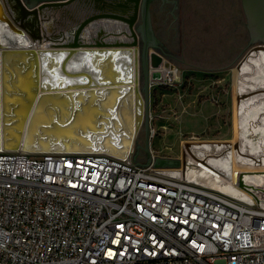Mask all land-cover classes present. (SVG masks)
<instances>
[{"label": "built area", "instance_id": "built-area-1", "mask_svg": "<svg viewBox=\"0 0 264 264\" xmlns=\"http://www.w3.org/2000/svg\"><path fill=\"white\" fill-rule=\"evenodd\" d=\"M133 156L0 148V264H264L253 198Z\"/></svg>", "mask_w": 264, "mask_h": 264}, {"label": "bare ground", "instance_id": "bare-ground-1", "mask_svg": "<svg viewBox=\"0 0 264 264\" xmlns=\"http://www.w3.org/2000/svg\"><path fill=\"white\" fill-rule=\"evenodd\" d=\"M44 2L28 11L21 0H0V147L102 151L127 157L145 120L143 97L134 84H129L138 78V47L126 52L127 59L132 58L130 66L125 62V52H118L120 47H102L101 33L96 41H87L86 36H92L95 27L103 30L118 26L121 39L131 35L130 44L135 47L138 35L131 23L139 13L140 0ZM36 12L42 21L35 23ZM85 26L87 34L82 37ZM63 27L67 33H63ZM55 29L61 30L63 45L52 35ZM260 53L264 56V52H258L249 64L243 62L236 69L237 139L232 143L222 139L192 140L180 166L189 178L242 197L247 194L231 183L225 185L218 175L232 179L233 158L240 164L264 165V108L258 109L264 105V92L241 99L250 90L264 88ZM154 59L150 54L151 83L177 76L176 67L167 59ZM247 65L249 69L244 71ZM261 71L253 82L251 78ZM74 111L77 116L73 127L64 134L50 126L68 124ZM203 150L211 151L205 155ZM218 150L220 153L215 154ZM237 175L241 189L258 198L253 190L258 185L264 194V168L241 169Z\"/></svg>", "mask_w": 264, "mask_h": 264}, {"label": "rangeland", "instance_id": "rangeland-1", "mask_svg": "<svg viewBox=\"0 0 264 264\" xmlns=\"http://www.w3.org/2000/svg\"><path fill=\"white\" fill-rule=\"evenodd\" d=\"M178 12V23L172 24L171 18L165 20L164 14L156 6L153 8L155 31L162 40L167 39L166 52L172 57L152 48L150 54L154 60L164 58L171 62L177 69V76L164 77L150 86L148 121L152 132L149 138L151 153L156 157L181 161L184 144L192 140L222 139L232 143L237 139L239 74L236 65L250 44L241 0H182ZM137 17L131 25L139 23ZM140 45L139 39L138 49ZM261 59L264 65V56ZM253 63L260 70L258 61ZM243 69L247 71L249 66ZM139 72L141 85V69ZM261 73L251 80H257ZM249 104L253 105V102ZM144 128L145 125L140 128L134 141V153L140 162L147 159ZM210 151L203 150L205 155ZM219 153L218 150L215 154ZM253 168H264V165L240 164L233 158L232 179L227 180L220 173L218 176L225 185L231 183L247 195L227 194L242 201L253 198L264 209V194L258 189L261 186L255 185L253 189L259 194V200L237 184V173L241 169Z\"/></svg>", "mask_w": 264, "mask_h": 264}, {"label": "water", "instance_id": "water-1", "mask_svg": "<svg viewBox=\"0 0 264 264\" xmlns=\"http://www.w3.org/2000/svg\"><path fill=\"white\" fill-rule=\"evenodd\" d=\"M42 1H47L42 4H48L56 0H21L23 6L28 11L34 9L35 6ZM151 2L152 0H140V3L138 5L139 13L137 20L140 19V21L139 23L135 22L136 23L135 30L138 32L139 39L141 42L140 49H138V65H139V70L141 69L140 89H138V78L134 79L135 80V81L133 80L134 82H131V84L133 83L134 86H136L137 88L136 90L143 94V98H144V103H145L144 151L146 152L147 159L145 162H138L136 161L135 153L133 159L136 161L137 164L144 166L152 163L154 167H177L180 165L179 159L160 158L153 156L149 147V138L151 136L150 124L148 121V107H149V99H150V51L149 50L150 48L155 49L156 47H158V40L155 37L154 30L152 27L151 11H150ZM241 6L246 19V28L249 34L250 47L247 49L241 60L236 65V69H238L243 62L249 64L250 60L254 59L258 52H264V0H241ZM107 33L108 32L106 31L105 34ZM128 50L130 51V49ZM242 75H246V72L242 73ZM139 78H140V74H139ZM261 92H264V88H256L254 90H250L247 93L242 94L241 99L250 97L253 94L261 93ZM237 105H238V98H237ZM111 110L113 109L111 108ZM76 116H77V112L74 111L70 115V118L68 119L69 120L68 124L65 125L64 122H61L60 124L53 123L50 126L56 127L55 128L56 131H59L60 133L64 134L67 128L70 129V127H73L72 125L74 123L73 119ZM185 144L186 146L189 145L188 143ZM0 148L10 149V148H6L5 146H2ZM23 149L29 150L26 148ZM30 151H45V150H30ZM119 158H125V157H119Z\"/></svg>", "mask_w": 264, "mask_h": 264}, {"label": "flooded vegetation", "instance_id": "flooded-vegetation-1", "mask_svg": "<svg viewBox=\"0 0 264 264\" xmlns=\"http://www.w3.org/2000/svg\"><path fill=\"white\" fill-rule=\"evenodd\" d=\"M181 1L182 0H152L151 5H150L152 27H153V30H154L155 37L158 40V47H156L155 50L159 51L160 53H162L164 55H167L168 57H172V56H171V54L166 52L167 49H168L167 39L164 38V40H162L161 37L159 36V34H157L156 31H155V26H154V22H153V8L156 6L158 11H160L162 14H164V17H165L164 19L165 20L168 19V18H171L172 24H175V23H178V19L180 17V15L178 14L179 13L178 11L180 9ZM183 15H184V13H183ZM108 19L116 20L114 18H108ZM94 20H96V19H94ZM93 21H91V22H93ZM183 22L184 23L186 22V17H185V19L183 18ZM136 23H138V21ZM135 24H134V28H135ZM86 27L87 26H85L83 28V30H82V34H81L82 37H84V35L87 34ZM117 27H107V28H105L103 30L100 27H95V28L91 29V31L94 32L93 35L90 36V37L86 36V40L87 41H96L97 35L99 33H101V37H103L102 40L104 42V45L102 47H104L106 49H113V50H115L116 48H119V47L121 48L122 47L123 50L119 49L118 52L119 51H123V52H125L124 55L126 56V52H128V53L131 52L128 49H131V48H135L136 49L137 45L135 47L131 46V44H130L132 42V41H130L131 38H132L131 35H130L131 38L128 36L127 38L121 39L120 34H122V31H120L119 27L118 28ZM106 31L108 32L107 34H105ZM135 32L138 35V32L136 30H135ZM60 39H62L61 41H62V43H64L63 42L64 40H63L62 36H59V40ZM127 40H129V41H127ZM122 41L124 43H126L127 45L126 44H124V45L120 44ZM138 41H139V35L137 37V43H138ZM125 62H126L127 65L129 64L130 66H132V64H133L132 63V58H131V60H128L127 56H126ZM139 74H140V72H139V65H138V89H140V87H141ZM132 82H133V80H132ZM131 85H133V83ZM140 94L143 97V94L142 93H140ZM143 100H144V98H143ZM138 133L136 134V138L138 136Z\"/></svg>", "mask_w": 264, "mask_h": 264}, {"label": "crops", "instance_id": "crops-1", "mask_svg": "<svg viewBox=\"0 0 264 264\" xmlns=\"http://www.w3.org/2000/svg\"><path fill=\"white\" fill-rule=\"evenodd\" d=\"M47 8H48V7H47ZM47 8H46V9H47ZM38 13H39V12H36V13L33 15V19H36L35 23H36L37 21H38V22L42 21V20H41V17H39V15H38ZM39 18H40V20H39ZM33 19H32V20H33ZM61 30H63V33H65V32L67 33V31H66V29H65L64 27H63ZM61 30H56V29H55V30L53 31L52 35H53L55 38H58V39H59V36H60V35H59V32H60ZM98 32H99V31H98ZM48 34H50V33H48ZM61 42H62V41H60V43H61ZM58 43H59V42H58ZM62 45H63V44H62ZM65 46H66V45H65ZM64 49H67V48H64ZM120 49H121V48H120ZM13 52L16 53V51H13ZM36 64H37V63H36ZM1 74H2V73H1ZM37 86H38V83H37Z\"/></svg>", "mask_w": 264, "mask_h": 264}]
</instances>
